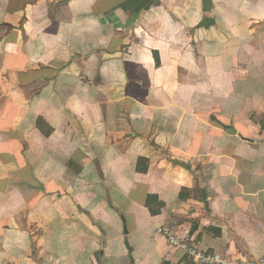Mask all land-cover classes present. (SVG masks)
Listing matches in <instances>:
<instances>
[{"label": "crops", "instance_id": "0c3cea01", "mask_svg": "<svg viewBox=\"0 0 264 264\" xmlns=\"http://www.w3.org/2000/svg\"><path fill=\"white\" fill-rule=\"evenodd\" d=\"M163 227L264 257V0H0V264H192Z\"/></svg>", "mask_w": 264, "mask_h": 264}, {"label": "built area", "instance_id": "2783aa9c", "mask_svg": "<svg viewBox=\"0 0 264 264\" xmlns=\"http://www.w3.org/2000/svg\"><path fill=\"white\" fill-rule=\"evenodd\" d=\"M156 234L166 237L169 246L182 252L192 264H264V257L247 259L222 253H210L203 248L196 238L187 233L175 234L170 227L158 229Z\"/></svg>", "mask_w": 264, "mask_h": 264}, {"label": "trees", "instance_id": "16d2710c", "mask_svg": "<svg viewBox=\"0 0 264 264\" xmlns=\"http://www.w3.org/2000/svg\"><path fill=\"white\" fill-rule=\"evenodd\" d=\"M205 1V0H204ZM38 128L40 129V130H42V132L44 133V134H46V135H50V132L49 131H46L45 130V124L42 122V121H39L38 122ZM151 202H147V205H148V207H151V204H150ZM160 208H161V206H159ZM159 211H155V210H153L152 209V213L153 214H156V213H158Z\"/></svg>", "mask_w": 264, "mask_h": 264}]
</instances>
